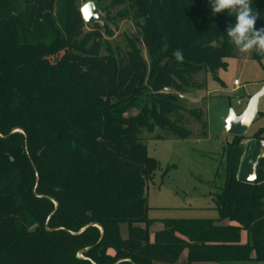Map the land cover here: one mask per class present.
I'll return each instance as SVG.
<instances>
[{"label":"trees","instance_id":"1","mask_svg":"<svg viewBox=\"0 0 264 264\" xmlns=\"http://www.w3.org/2000/svg\"><path fill=\"white\" fill-rule=\"evenodd\" d=\"M91 2L106 5L103 26L84 24L88 0H0V264H180L185 253L186 264L240 262L253 252L264 262V160L256 185L238 181L243 142L263 132L228 145L217 219L164 220L152 242L145 196L160 165L140 133L190 139L188 116L208 137L203 110L179 96L243 55L226 33L235 16L213 14L209 0ZM251 3L264 28V0ZM117 19L141 42L128 36L125 50L112 48ZM134 106L138 115L124 119Z\"/></svg>","mask_w":264,"mask_h":264},{"label":"rangeland","instance_id":"2","mask_svg":"<svg viewBox=\"0 0 264 264\" xmlns=\"http://www.w3.org/2000/svg\"><path fill=\"white\" fill-rule=\"evenodd\" d=\"M105 6L103 5V10H100L104 18L107 15L104 11ZM120 9H111L110 16L115 17ZM98 25L103 26L104 24L98 23ZM109 27L113 32V37L107 42L114 49L125 50L128 36L135 39L137 43L141 42L140 30L131 21L117 19ZM142 52L149 64L146 51L143 49ZM251 52L243 53L241 57L226 59L227 65L219 69L217 78L212 74L206 77L203 74L198 75L196 80L199 83L205 82L204 87L189 91L181 100V104L187 110H203L207 122V138L200 137V127L188 116L186 117V128L193 133L190 139L169 138L160 129L153 134L147 131L140 133L148 156L160 165L154 178L148 180L145 185L148 218L157 221L150 229V234L151 231L161 227V222L164 220H214L219 217L214 202L226 181L225 152L228 145L235 139L225 134L224 121L230 110L240 114L245 110L250 99L264 90V60L251 59ZM234 81L240 83L239 88L234 87ZM138 113L139 107L134 106L123 114V118L133 119ZM259 132H263L264 136V96L259 101L258 116L246 137L253 138ZM121 230L123 238H126L127 227L124 225ZM240 243H250L245 230L241 231ZM252 256L254 257L251 261L224 264H264L254 259L255 252Z\"/></svg>","mask_w":264,"mask_h":264},{"label":"water","instance_id":"3","mask_svg":"<svg viewBox=\"0 0 264 264\" xmlns=\"http://www.w3.org/2000/svg\"><path fill=\"white\" fill-rule=\"evenodd\" d=\"M81 15L84 24L91 26L93 24L105 23V18L100 14V10L95 2L85 4L81 9ZM51 18L50 13L44 14V19ZM264 96V90L250 99L247 107L241 114L230 110L228 117L224 121L225 134L232 137H246L251 125L258 116V105L260 99ZM264 160V149L255 146L253 150L243 158L239 173L238 181L242 184L254 186L258 182V170L261 162ZM83 257L82 254L79 255Z\"/></svg>","mask_w":264,"mask_h":264},{"label":"clouds","instance_id":"4","mask_svg":"<svg viewBox=\"0 0 264 264\" xmlns=\"http://www.w3.org/2000/svg\"><path fill=\"white\" fill-rule=\"evenodd\" d=\"M209 6L213 14L227 11L235 16V24L226 29L229 43L242 53L255 50L257 54H264V28H255L258 13L253 10L251 0H209ZM174 56L177 61H183L182 50H176Z\"/></svg>","mask_w":264,"mask_h":264},{"label":"built area","instance_id":"5","mask_svg":"<svg viewBox=\"0 0 264 264\" xmlns=\"http://www.w3.org/2000/svg\"><path fill=\"white\" fill-rule=\"evenodd\" d=\"M89 2L91 0H88ZM234 86L239 87L240 83L238 81H234ZM164 93H172L170 89H164ZM179 98L182 100L184 99V96L180 95ZM243 146L245 148V154L244 157L247 156L255 146H260L261 149H264V140L257 143L255 140H246L243 142Z\"/></svg>","mask_w":264,"mask_h":264},{"label":"crops","instance_id":"6","mask_svg":"<svg viewBox=\"0 0 264 264\" xmlns=\"http://www.w3.org/2000/svg\"><path fill=\"white\" fill-rule=\"evenodd\" d=\"M234 85V84H233ZM235 87V86H234ZM240 87V86H239ZM239 87H235V88H239ZM242 113V112H241ZM240 113V114H241ZM196 220H202V219H196ZM206 220V219H205ZM215 220V219H214ZM153 227H151V229H152ZM163 229V224L161 225V227H159L157 230H154L153 232L151 231V241L153 242V240H154V236H155V233H157V232H159V231H161ZM126 234H127V232H126ZM127 237V236H126ZM242 244V243H241ZM252 258L254 257V256H251ZM186 261H187V253H185L183 256H182V259H181V261H180V264H186ZM227 262H230V261H227ZM226 261L225 262H215V263H221V264H224V263H227ZM231 262H233V261H231ZM195 263H207V262H195Z\"/></svg>","mask_w":264,"mask_h":264}]
</instances>
